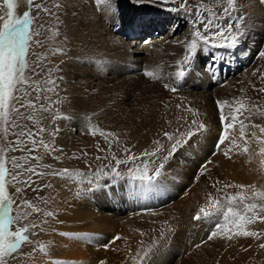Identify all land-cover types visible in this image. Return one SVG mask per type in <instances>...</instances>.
Here are the masks:
<instances>
[{"label": "rangeland", "instance_id": "obj_1", "mask_svg": "<svg viewBox=\"0 0 264 264\" xmlns=\"http://www.w3.org/2000/svg\"><path fill=\"white\" fill-rule=\"evenodd\" d=\"M53 1L54 3L45 12L43 10L44 3H41V0H34V2L42 6L40 9H36L33 6L34 10H32V15L35 18L32 27L39 35L33 34L28 49L27 59L29 66L24 74V79L28 83L26 85L23 83L18 84L17 91L14 93V96L23 97L21 103L28 104L31 101L35 104V108H20L19 103L15 100H10L7 116L0 117V162H3L10 172V175L6 174L5 179L8 185V192L14 201L12 204V215L20 217L13 225V230L25 225H38L36 228L30 227L29 235H31L32 242L24 243L16 253L7 257V264H44L35 253L39 251L46 254V249L53 251V241L50 242V239L46 235L50 237L51 235L59 234L53 220L56 217L59 219L61 213H65L64 211L71 206L73 200L70 197L72 195L74 199L76 196L77 199H79L78 197H84L81 206L91 205V207H94H92V220L100 221V228L97 229V232L103 238H101V244L96 240V249L99 245L98 250L102 251L103 249V253L104 251L108 253V250L109 252H115L117 257L113 262L116 264H264V248L260 247L261 244H264V222H260L257 219L254 223L243 224L241 229L237 224L229 221L226 224V227L230 229L229 232L221 231L216 237L208 240L209 234L216 230V221L208 220L203 224L202 221L204 220L197 221L194 219L199 209L210 203L209 194H211L213 199L221 198V203L224 204H227V201L222 199L223 197L226 195H236L237 193L242 194L246 198L244 203L264 204V196H254L256 192H264V152L261 151V149H264V133H261L259 128L251 126L252 124L264 126V114H253L250 120L245 118L248 116L247 111H244L243 116L239 112L234 114L238 117V122H235L233 128L228 131V136L230 135L229 140L225 142V145L221 146L222 149H231L228 156H225L222 151L213 155L216 151V142L223 131V125L220 122V128L213 129L215 138L212 137V141L208 143V153H202V159L195 161L187 152L182 153L181 151L190 146L192 147V142H194L195 146L197 142L204 139L205 134H207V130H205L207 124L202 119L205 115L200 107L202 103L196 104V111L193 113L191 105L194 104L195 100H192L188 95L173 96L170 92L168 94L164 88L158 89L157 94L160 92L159 95L161 97L158 109L167 111L174 108L186 120L180 128L178 126L179 119H174V125L163 128L164 131L157 129L156 133H151L149 130H154L157 127L154 129L147 128L145 132V129L141 128L140 131L136 132L135 130L132 131L120 127L118 123H115L112 117L115 115L114 112L118 100L113 99L112 93L103 97L101 96L104 104L99 103L100 97L92 98L88 101H70L72 99L69 95L70 93H67L68 89L63 88V85L67 82L65 81L63 84L64 77L61 75V71L59 70L60 72L58 71L55 74V70V73H53V66L55 67L56 65L57 69H60L59 65L64 61V58H69V56L65 57L64 54L70 55L64 49L66 47H63V44L65 45L67 40L70 42L69 39L71 38L68 35L69 32L63 29L65 25L63 18L68 15V11L64 9V2L62 0ZM131 1H134V6H131V9L126 13L129 14V21H131L129 23L130 28L121 32L117 30L116 24L111 26L114 34L118 37L117 39L122 38L120 35L125 34L128 48L136 45L133 44L136 38L144 40L145 42L143 43L147 44L150 40H156L160 43L169 39L172 35L174 37L178 36V29L179 31L183 30V26L177 28L176 25L174 26L176 22L174 23L173 19L171 20L167 14L160 12L159 8L156 9L154 5L158 3L157 0ZM143 1H146L147 4ZM178 1L182 2V0H177L176 2ZM15 2V14L22 16L28 8L25 9L23 7V0H15ZM188 2L191 7V13H195V6L200 3V0H188ZM204 3L217 14L223 11L224 6L222 5H224V0H220L219 3L217 0H204ZM242 4L243 2L238 4L235 2L233 9L235 8L234 10L236 11L233 12L236 15H241L243 11V15L241 16L245 17L250 10L248 6L246 7ZM142 10L145 13L139 12ZM5 11L6 6H3V0H0V15H4ZM239 11L240 13H238ZM61 13V20L58 19V21L56 16L59 18ZM203 14L205 16L208 15L207 12ZM184 24L187 25L185 22ZM66 38L68 39L66 40ZM37 40L40 41L39 44L36 43ZM249 48L252 49V46ZM218 49L224 50L227 53H238V49L236 48ZM57 56H60L59 60ZM223 59H231L232 61L234 58L225 54L223 55ZM39 60L41 61L36 62ZM206 61H203L204 65ZM234 61L241 62L240 56ZM47 64L52 66L51 71L46 73L49 77L46 75L39 77L40 71H38V67L41 65L46 66ZM144 65L145 62H143ZM102 68L105 69V67ZM232 70L234 71L233 68H231ZM225 72L222 70L220 74L214 76L221 81L218 82L217 86H222L226 82L223 77V73ZM51 76H54L53 80L50 78ZM200 78V72H196L191 79L189 77L187 79L189 83H195ZM49 81H55L56 86L54 91H47V89L53 87ZM211 88L208 90H211ZM161 90L164 91L161 92ZM51 95L53 98H51ZM39 99L43 100L44 108L48 107L47 111L37 106V100ZM107 104L110 106H107ZM248 107L251 106L247 105L243 110H246ZM16 108H19V113L14 111ZM188 109H191L192 115L186 114ZM259 111L260 113H264V109H260V107ZM29 116L32 117L31 120L27 118ZM40 117L43 118L41 119ZM191 119L196 120L195 125L191 122L189 124V121H192ZM240 121L243 123L244 136L241 135ZM191 124L193 130L189 128ZM200 124H203V130H198ZM40 128H43L44 131L39 132ZM177 129L179 131L182 130V133L191 131L192 135L186 137L187 142L180 148V152L178 151L172 158L164 162L165 168L163 171L165 176L163 178L168 179L171 185L174 184V190L165 186L160 187L159 185L149 188L141 186L139 182H133L127 175L128 169L131 166H119L118 171L121 172L122 179L113 177L110 169L104 167L105 165H109L110 162L111 166H115V160L112 159L113 153L116 154L117 159H126V154L123 151L124 148L130 149L129 154L134 153L136 156H140L145 150L155 151L157 144L154 142L159 141L164 146V149H167L170 147V142L164 138L163 133L165 131L175 133ZM186 129L187 131H185ZM28 132L38 133L32 137V139L37 141V147L33 151H28V149L32 148L31 140L26 135ZM101 132L116 133L119 137V143H116L113 137L105 140L100 135ZM253 132L255 133V137L252 136ZM21 133H25V135H20ZM18 136L19 140L24 143H14L17 141ZM192 139L197 140L192 141ZM233 140L236 142L235 145L231 143ZM40 141H43V144L48 145V147L45 148L43 145H40ZM110 142L112 144L111 150H109ZM97 146H99V149H103V151H99ZM245 146L248 148L247 152L243 150ZM97 156H100L101 159L97 160ZM13 157H16L15 162L12 160ZM28 157H38V159H26ZM104 157L108 159H104ZM216 157L221 158V164L217 165V163L213 162V158ZM207 160H211V164L208 165L207 171L197 179L200 165L204 164ZM159 162V160L156 161L157 164ZM14 163L21 164L23 167L15 168L13 167ZM137 163L140 162L138 161ZM29 167L35 168L36 172L44 174L37 176L25 172L24 169ZM149 168H151V164H149ZM63 169H68L71 173L84 174L75 176L52 175V173ZM141 170H143L142 164ZM18 172L21 175L17 177L16 181H13L11 176H16ZM149 174H151L150 171ZM181 174H186L188 179L183 178L185 180L182 181V178L178 177ZM29 175H31L30 186L23 183V181L28 180ZM174 179L176 182H174ZM225 185H231V187H225ZM240 185H244L245 187L241 188L239 187ZM17 187L21 189L19 193L15 191ZM74 195L76 196L74 197ZM53 196H58L63 202L60 204L61 207L59 206L60 211L57 212L59 213L57 215L53 212V205H55L56 200V197ZM85 196H88L89 200L85 199ZM89 196H91V199ZM25 200L30 201L31 206L24 204ZM33 206L41 211H34ZM75 206L73 203V209H75ZM238 207L240 214L244 215L243 204H240ZM177 211L180 212L178 213ZM255 211L260 216H264V211H260L259 209ZM49 212L53 213L50 217L46 215ZM27 213H30V215H27V218L24 219L23 217ZM248 215H252V213ZM189 217H192L191 220L194 222L192 225L196 224V227H188V231L184 234L183 227L185 226H182V224ZM139 224L141 226H138ZM199 227L203 228L202 232L199 230ZM104 230L109 232H103L104 234L100 232ZM240 230L255 231L260 236L259 238H255L233 235L232 239L225 238L227 235ZM161 232L164 233L163 237H161ZM116 236H119L120 239L114 240L113 237ZM41 245L44 246V249H41ZM104 245H108V247L106 248ZM196 245H200V247H196ZM33 251L35 252L33 253ZM145 252H148L147 256L144 255ZM141 257H144V259L141 260ZM107 261L108 264H113L110 262L112 260Z\"/></svg>", "mask_w": 264, "mask_h": 264}, {"label": "bare ground", "instance_id": "obj_2", "mask_svg": "<svg viewBox=\"0 0 264 264\" xmlns=\"http://www.w3.org/2000/svg\"><path fill=\"white\" fill-rule=\"evenodd\" d=\"M62 2H64V9L68 11V15L63 18L65 20V25L63 29L65 31H68V35H70L71 37L69 39L70 42H68V38H66L67 41L65 45L63 44V47H66L64 49H66V52L70 55L64 54L65 57L69 56V58H64V61L61 60L63 62L59 65L60 69H57L56 65L55 67L53 66V73H55V70V74H57L59 70L61 71L59 72L64 77L63 84L65 83V81L67 82L63 85V88L68 89L67 93H70L69 95L72 99L70 101H88L92 98H101V96L103 97L104 95H110V93H112L113 99L116 101L118 100L114 112L115 115L112 117V119L115 120V123H118L120 127L126 128L127 130L130 129L132 131L135 130L136 132L140 131L141 128H144L145 132L147 128L154 129L155 127H157L154 130H149L151 133H156L157 129L163 130V128L167 126L169 127L174 125V119H179L180 122L178 123V126L180 128L184 125L186 120L185 117H182L180 115L181 113H179L174 108H171L167 111H162L158 109V104L161 100V97L159 95L160 92L157 94V91H159L158 89L164 88L167 90L168 94L170 92L173 96L188 95L192 100H195L194 104L191 105L193 113H195L196 111V104L199 105L200 103H202L200 107L205 113L202 119L206 121L207 124V128L205 129L207 130V134H205L204 139L202 141L197 142L195 146L194 142H192V147L189 145L190 147H188L187 149L185 148V150L181 151L182 153L187 152L192 158L195 159V161L202 159V153H208V143L212 141V137L215 138L213 129L216 130L217 127L220 128L219 123L221 122V120L220 108L217 105L218 100L229 101V105H225L224 107L225 116H229L230 113L233 115L237 113L236 109L239 107V103L233 102L234 97L242 98L241 102H243L245 106L257 104L259 105L260 109H264V93L253 90V85H255L257 89L264 87V81L260 79L259 73L253 75V72L257 68H264V60L258 57V52L264 49V2H262V0H235L237 4L243 2L242 5H245L246 7L248 6L250 10L248 12V15L245 17L241 16L243 15V11L241 15H236L234 14L235 12L232 13L233 16L243 18L241 20V27L244 30V35L242 36L239 45L236 47V49H238V53H227L224 50L212 47L207 48L206 51L198 50L195 55V59L190 65V71L187 72V75L182 80H179L174 76V73L177 71V61L181 60L183 55L185 54L184 45L182 43H178V41H184L185 38H188L189 40L191 39V32L193 31L191 21L195 13L193 12L189 14L185 11L168 10L169 8L178 7L181 1L171 3L169 5H160L158 3L154 5L156 6V9L159 8L160 12H162L163 14H167V16L170 17L171 20L173 19L174 23L176 22L174 26L176 25L177 28L183 26V30L179 31L178 29V36L174 37V35H172V37L160 43L156 40H150L148 41V44L143 43L145 42L144 40L142 41L139 38H136L133 42V44L136 45L131 47L129 46L130 48H128L127 46L125 34L120 35V37H122L124 40L122 38L117 39L118 37H116L117 35L114 34L113 30L111 29V26L113 24H116L118 27L117 30H120L121 32L125 31L127 28H130L129 23L131 21H129V14L126 13L131 9V6H134V1L112 0L111 5L97 4L96 0H62ZM41 3H44L43 8H48L51 6L52 3H54V1L41 0ZM144 3L147 4L146 1ZM222 6H227L226 0H224V5ZM23 7L25 9L28 8L27 0H23ZM32 10H34V7L32 8ZM139 12L145 13V11L143 10ZM238 13H240V11ZM61 17L62 13L59 18L58 16H56L57 20H61ZM184 22L187 25H185ZM225 23H227V21H225ZM233 27L235 29V23ZM250 46H252V49L249 48ZM213 54H215L218 58L217 67L213 70H207L206 65L209 64ZM225 54H228L229 57H233L234 59L232 61L231 59H223V55ZM239 56L241 62L234 61L235 59L239 58ZM57 58L59 60L60 56H57ZM204 60H207L205 65L203 64ZM40 61L41 60L36 62ZM143 62H145L144 66ZM102 67H105V69H103ZM231 68H233L234 71H231ZM38 69V71H40V74L38 73L39 77H43L46 75V73H49L51 71L52 66L49 64H47L46 66L41 65L38 67ZM145 69H147L148 71H152L154 76H158L160 78L152 79L146 76ZM222 70L226 71L225 73H223L224 81L226 80V82L222 86H217L218 82L221 81L219 78H215L214 76L220 74ZM196 72H200L201 78L197 79L195 83H189V80L187 78L189 77V79H191ZM54 76H51L50 78L53 80ZM165 84H168L169 88H177V91H170L169 88L164 87ZM209 88H211V90H208ZM163 91L161 90V92ZM51 98H53L52 95ZM102 100L103 98L99 100L100 104H104V101ZM42 101L43 100L40 99L37 100L38 107H41V105L44 104ZM47 105L49 104L47 103ZM107 106L110 105L107 104ZM244 111L246 112L247 109L242 110L243 113ZM111 112L113 111L111 110ZM186 114L192 115L189 110ZM100 115L102 116V114ZM192 121H189V124L190 122L192 123ZM189 128H192V124L191 127L189 126ZM191 130H193V128ZM185 131H187V129ZM196 140L192 139V141ZM220 159V157L213 158V162L217 163V165L221 164L222 162L220 161ZM172 174L176 175L174 173ZM178 177H181L182 181L185 180L183 178L188 179L186 174H181L180 176L178 175ZM167 180L168 179L163 178V183L159 186L169 187L171 190H174V184L171 185L170 181L168 180V182ZM174 182H176L175 179ZM58 196H53L56 197L55 203L53 202L55 204L53 205V212L55 215L59 214L57 212L60 211V204L63 203ZM75 196L76 195H74V197ZM87 197L88 196H85V199H88ZM70 198L73 200H71V206H69L68 209L64 211L65 213H61L60 218L58 217L59 219H57L56 217L58 222L55 218V220H53L56 226L55 228H58L59 234L51 235L50 237L46 235L47 238L50 239V242L53 241V251L50 249H46L47 255L37 251L35 254L39 257L38 259L44 262V264H53V262L55 261L60 262V264H99L101 260L105 261V264H108L107 260H112L110 262L116 264L113 262L117 257L115 252H109L108 250V253H105V251L103 253V249L102 251L100 249L98 250L99 245L96 249L97 244L95 246V242L98 241L101 244L103 238L102 235L97 232V229L100 228V221L92 220L94 207L92 206V208L91 205L81 206L82 201H84V197H78L79 199H77L76 196V198L74 199L72 195V197ZM89 198L91 199V196H89ZM73 203L74 205H76L75 209H73L72 207ZM191 218L192 217L187 218L184 224H182V226H185L183 227L184 234H186V232L188 231V227H196V224L192 225L194 222L191 220ZM205 222L206 221H202L203 224H205ZM138 226L141 225L139 224ZM199 228V230L202 232L203 228ZM100 232L103 233L109 231L104 230ZM61 233H68L74 235H62ZM34 252L35 251H33V253Z\"/></svg>", "mask_w": 264, "mask_h": 264}, {"label": "snow or ice", "instance_id": "obj_3", "mask_svg": "<svg viewBox=\"0 0 264 264\" xmlns=\"http://www.w3.org/2000/svg\"><path fill=\"white\" fill-rule=\"evenodd\" d=\"M160 5H168L171 3H176V0H157ZM219 3L220 0H217ZM264 2V0H262ZM97 4H106L111 5L112 0H96ZM235 0H226L227 6L223 8V11L219 14L215 13L211 8H209L204 0H200V3L195 6V14L191 21L193 31L191 32V39L185 38L184 41H178V43H182L185 48V54L183 55L181 60L177 61L176 67L177 71L174 73V76L182 80L187 72L190 71V65L192 61L195 59V55L198 50L206 51L207 48H228L235 49L244 35V30L241 27L242 17H236L232 15L234 11L233 5ZM28 10L23 13L22 16H17L15 14L16 2L15 0H3V6H6V11L4 15H0V117L7 116V108L10 100H15L19 103L20 108L31 107L35 108V104L31 101L28 104L21 103L23 100L22 96H14V93L17 91V85L20 83L27 84L28 81L24 79V74L26 69L29 66V61L27 59L28 49L30 45V41L32 39L33 34L39 35V33L35 32V29L32 27L34 23V16L32 15L33 6L36 9H40L42 6L38 3H34V0H27ZM58 7V6H57ZM45 12L48 11L47 8L43 9ZM169 11H185L191 14V7L189 6L188 0H182L179 3L178 7L169 8ZM204 12H207L208 15H203ZM227 21V23H225ZM235 23V29L233 27ZM37 44L40 43L39 40L36 41ZM258 57L264 60V49L258 52ZM218 63V58L215 54H213L210 62L206 65L207 70L216 69ZM259 73L260 79L264 81V68H257L253 75ZM214 74V73H213ZM145 75L152 79H159L160 77L154 76L152 71H148L145 69ZM53 85L52 88L47 89V91L55 90V81H49ZM165 88H169L168 84L164 85ZM170 91L175 92L177 88L171 87ZM253 90L264 93V87L256 88L253 85ZM242 98H233L234 103H239V107L236 109V112H239L241 116H243L242 110L245 109V104L241 102ZM217 105L220 108V120L223 125V131L219 136V139L216 142V151L213 155H216L218 152H223L225 156H228L230 148H221L222 145H225V142L229 140L228 131L233 128L234 123L237 122V116L232 115L230 113L229 116H225L224 107L225 105H229V101H217ZM41 108L44 111H47V108H44L41 105ZM191 111V109H188ZM15 112L19 113V108L14 109ZM248 116L245 117L250 120L253 114H264L260 113L259 105L252 104L251 107L247 108ZM29 120L32 119L31 116L27 117ZM241 123V135L244 136L243 123ZM192 124H196V120L192 121ZM252 127L259 128L261 133H264V126L259 124H252ZM204 126L200 124L198 126V130L202 129ZM44 129L40 128L39 132H43ZM38 133L28 132L26 135L31 140L32 148L28 149V151H33L37 147V141L32 139L34 135ZM94 134V133H91ZM20 135H25V133H21ZM105 140H108L109 137L115 138V142L119 143V137L116 133L111 132H101ZM192 135L191 131L188 133H180L179 129L177 132L170 133L165 131L163 133L164 138L170 142V147L164 149V146L159 143V141H155L157 144L155 151H147L145 150L140 154V156H136L134 153H130L129 148H124V153L126 154V159H117L116 154H112V159L115 160V166H111V162L109 165H105V168H109L113 177L123 178L121 172L118 171L120 165L131 166L128 169V177L133 182H139L141 186H147L149 188L158 186L163 183V177L165 173L163 169L165 168V161L172 158L183 145L187 142L186 137H190ZM252 136L255 137V133H252ZM14 143H24L19 140V136L17 137V141ZM40 145L47 148L48 145H44L43 141L39 142ZM233 145H235V141H231ZM247 144V140H246ZM99 151H103V149H99ZM112 144L109 143V150H111ZM23 150V149H21ZM54 150V149H53ZM244 152L248 151L247 146L244 147ZM264 152V149H261ZM26 159H38V157H28ZM59 159V157H57ZM97 160L101 159L100 156L96 157ZM104 159H108L104 157ZM12 160L15 162L16 157H13ZM160 162L157 164L156 161ZM140 163H137V162ZM211 160L205 161L204 164L200 165L197 179L200 175H203L208 168V165L211 164ZM141 164L143 165V170H141ZM149 164H151V168H149ZM13 167L22 168L23 165L14 163ZM25 172L31 173L37 176L43 175L44 173L36 172L35 168H25ZM99 171V170H97ZM149 171L151 174H149ZM139 172V174H137ZM6 174L10 175L9 169L5 167L3 162H0V264H7V257L12 256L16 253L19 248L24 243H31L30 227L36 228L38 225L32 224L31 226L25 225L23 227H17L13 230V225L16 223L17 219L20 217L12 215V204L14 203L12 196L8 192V185L6 183ZM84 173H71L68 169H63L59 172H54L52 175L59 176H75V175H83ZM21 175V173H17L16 176H11L13 181L17 180V177ZM31 175H29L27 181H23L26 185L30 186ZM91 183V182H90ZM50 186V185H48ZM215 187V185H213ZM225 187H231V185H225ZM239 187L244 188V185H240ZM15 191L19 193L21 191L20 188H16ZM254 196H264V192H256ZM222 199L227 201V204L221 203V198L213 199L211 194H209L210 203L202 206L194 219L197 221H208L215 220V228L216 230L212 231L208 240L213 239L218 235L219 232H229L230 229L226 227L227 222L231 221L234 224H237L238 227L242 229L243 224L254 223L258 219L260 222H264V216H260L256 209L260 211H264V204L257 205L256 203H244L245 197L242 194L237 193L236 195H226ZM24 204L30 205L31 202L25 200ZM243 204L244 215L240 214L239 205ZM33 210L36 212L41 211L38 208L33 206ZM252 213V215H248ZM27 213L24 215V219L27 218ZM46 215L51 216L53 213L49 212ZM223 221V222H221ZM62 235H74L63 233ZM164 233L161 232V237H163ZM244 236V237H255L259 238L260 234L255 231L248 230H240L232 233L231 235H227L225 238L232 239V236ZM120 237H114V240H119ZM104 247H108V245H104ZM196 247H200V245H196ZM261 248H264V244L260 245ZM44 246L41 245V249ZM151 251V249H149ZM145 256L148 255V252H145ZM144 257H141L143 260ZM53 264H60V262L55 261ZM99 264H105V261L101 260Z\"/></svg>", "mask_w": 264, "mask_h": 264}]
</instances>
